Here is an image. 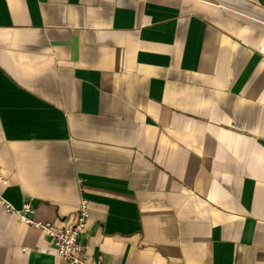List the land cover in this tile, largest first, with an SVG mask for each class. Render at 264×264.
Returning a JSON list of instances; mask_svg holds the SVG:
<instances>
[{
  "label": "crops",
  "instance_id": "obj_1",
  "mask_svg": "<svg viewBox=\"0 0 264 264\" xmlns=\"http://www.w3.org/2000/svg\"><path fill=\"white\" fill-rule=\"evenodd\" d=\"M0 176L105 264H264V0H0ZM0 264L70 263L0 208Z\"/></svg>",
  "mask_w": 264,
  "mask_h": 264
},
{
  "label": "built area",
  "instance_id": "obj_2",
  "mask_svg": "<svg viewBox=\"0 0 264 264\" xmlns=\"http://www.w3.org/2000/svg\"><path fill=\"white\" fill-rule=\"evenodd\" d=\"M0 181L5 182L6 180L0 176ZM0 208L16 212L25 223L42 229L49 240L54 255L64 258L70 264H105L100 259L90 258L86 253V227L90 217V205L87 198L81 199L71 221L66 224L33 220L27 215L32 209L29 202L24 203L23 207L18 209L1 193Z\"/></svg>",
  "mask_w": 264,
  "mask_h": 264
}]
</instances>
